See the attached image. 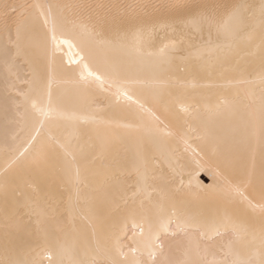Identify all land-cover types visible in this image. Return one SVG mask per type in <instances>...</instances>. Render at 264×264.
<instances>
[{"label":"bare ground","instance_id":"bare-ground-1","mask_svg":"<svg viewBox=\"0 0 264 264\" xmlns=\"http://www.w3.org/2000/svg\"><path fill=\"white\" fill-rule=\"evenodd\" d=\"M234 261L264 264V0H0V264Z\"/></svg>","mask_w":264,"mask_h":264},{"label":"snow or ice","instance_id":"snow-or-ice-1","mask_svg":"<svg viewBox=\"0 0 264 264\" xmlns=\"http://www.w3.org/2000/svg\"><path fill=\"white\" fill-rule=\"evenodd\" d=\"M45 23H47V20L45 21ZM53 40L56 39V35H55V29L53 28V36H52ZM33 107L37 109L38 112H42L41 109H39L37 107V105L34 103L33 104ZM43 115H47L48 113L46 112H42ZM235 191L240 194V195H243V193L240 192L239 188H236ZM117 264H120V262H117ZM233 264H244V262H241V261H234Z\"/></svg>","mask_w":264,"mask_h":264}]
</instances>
